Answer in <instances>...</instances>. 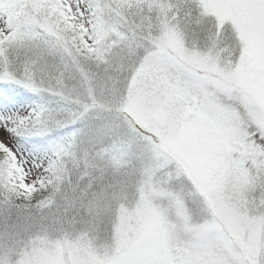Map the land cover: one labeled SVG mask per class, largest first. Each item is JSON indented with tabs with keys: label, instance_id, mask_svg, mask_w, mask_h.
<instances>
[{
	"label": "snow or ice",
	"instance_id": "1",
	"mask_svg": "<svg viewBox=\"0 0 264 264\" xmlns=\"http://www.w3.org/2000/svg\"><path fill=\"white\" fill-rule=\"evenodd\" d=\"M0 264H264V0H0Z\"/></svg>",
	"mask_w": 264,
	"mask_h": 264
}]
</instances>
